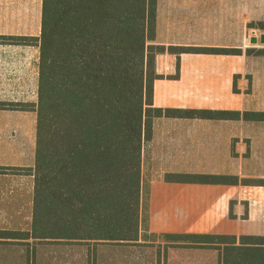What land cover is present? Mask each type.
<instances>
[{
    "label": "crops",
    "instance_id": "crops-1",
    "mask_svg": "<svg viewBox=\"0 0 264 264\" xmlns=\"http://www.w3.org/2000/svg\"><path fill=\"white\" fill-rule=\"evenodd\" d=\"M41 10L42 0H0V37L23 39H0V103L24 105L0 106V253L13 248L20 256L33 255L23 249L31 241L52 242L31 230ZM262 25L264 0H157L153 44L241 53L157 54L153 106L238 116L152 120L142 150V189L148 195L141 199L147 218L138 244L153 247L121 245L109 250L104 264H206L207 256L219 264L217 248L166 242L164 235L264 236V116L255 115L264 114V55L247 52L264 49ZM225 124L230 135L217 129ZM197 175L229 176L231 183L193 182ZM62 250L48 251L55 259L41 264H65L58 258Z\"/></svg>",
    "mask_w": 264,
    "mask_h": 264
},
{
    "label": "trees",
    "instance_id": "trees-1",
    "mask_svg": "<svg viewBox=\"0 0 264 264\" xmlns=\"http://www.w3.org/2000/svg\"><path fill=\"white\" fill-rule=\"evenodd\" d=\"M156 10L157 0H42L34 201L42 192L51 213L57 215L55 224L47 218L40 222L43 234H51L54 227L63 235L52 238L138 244L147 218L141 199L148 195L142 189V150L151 136L152 120L238 116L228 111L153 106L157 54L241 53L153 44ZM247 52L264 55V49ZM0 106L24 107L18 103ZM192 181L230 184L231 177L197 175ZM34 222L35 214L32 233L36 235ZM163 238L217 248L219 264H264V236Z\"/></svg>",
    "mask_w": 264,
    "mask_h": 264
},
{
    "label": "rangeland",
    "instance_id": "rangeland-1",
    "mask_svg": "<svg viewBox=\"0 0 264 264\" xmlns=\"http://www.w3.org/2000/svg\"><path fill=\"white\" fill-rule=\"evenodd\" d=\"M218 131H224V134H229L231 133V127L230 124H225L223 127H217ZM44 194L40 192L36 196V200L34 208H33V213L35 214V229H36V235L37 237H44L46 235L47 237H50L49 239L51 241H31L29 245H26L23 247V249H26L28 252L32 251V256L27 255V256H20L17 252L11 251L8 249L9 252L6 253H0V264H25L24 260L30 261L32 259V264H41L43 260L46 258H51L52 260L55 259L54 254L52 256L45 255L48 251L47 254H52V251H55L56 249L58 250V253L60 255V251L62 250V256H58V258H62L63 263L65 264H104L109 259L108 254L110 253L109 250L113 249H118L121 245L118 244H109V243H94V242H89V243H83V242H73V241H67L64 240V242H59L55 241L58 238H52L56 236L63 235L61 232L62 230L60 229L59 231H56L54 227H51V234H43L42 231L39 230V224L42 222L43 219L47 218L50 223H56L57 221V215L51 213L50 206L46 205V202L44 201L43 197ZM35 198V197H34ZM49 212V213H48ZM59 221V219H58ZM33 228V227H32ZM31 228V230H32ZM45 239V238H43ZM63 240V239H62ZM126 245V244H125ZM127 246H138L148 249L150 248L148 245H135V244H127ZM18 248V246L16 247ZM31 248H34L31 250ZM108 251V252H107ZM24 258V259H23ZM144 258L147 259L148 261L152 258L150 254H144ZM206 259V257H205ZM213 259L211 256H207L206 264H211V261ZM35 261V262H34Z\"/></svg>",
    "mask_w": 264,
    "mask_h": 264
},
{
    "label": "water",
    "instance_id": "water-1",
    "mask_svg": "<svg viewBox=\"0 0 264 264\" xmlns=\"http://www.w3.org/2000/svg\"><path fill=\"white\" fill-rule=\"evenodd\" d=\"M259 40L261 43H264V34L260 36ZM250 42L255 44L257 42V38L256 37L251 38Z\"/></svg>",
    "mask_w": 264,
    "mask_h": 264
}]
</instances>
